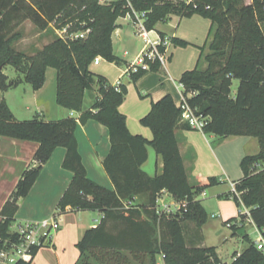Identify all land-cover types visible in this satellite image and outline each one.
<instances>
[{"label":"trees","instance_id":"trees-1","mask_svg":"<svg viewBox=\"0 0 264 264\" xmlns=\"http://www.w3.org/2000/svg\"><path fill=\"white\" fill-rule=\"evenodd\" d=\"M130 3L137 12L146 13L145 26L149 32L171 16L200 15L212 22L210 42L201 48L200 58L209 66L202 69L200 62L194 70L183 74L181 84L191 108L197 115L209 118L205 134L221 139L257 138L259 153L245 156L240 164L243 177L235 182L240 196L230 192L222 198L233 199L240 209L243 206L250 209V218L239 213L224 223L233 236L251 220L264 237V0H252L251 5L244 0H130ZM132 8L124 0L109 4H100L98 0H0L1 90L18 87L23 75L39 91L46 82L47 70L53 68L57 71L59 106L82 112L86 93L93 98L90 109L79 120L67 117L50 122L41 118L19 120L7 102L1 101L0 136L38 142L40 148L35 156L38 165L24 172L12 201L2 212L0 250L6 243L20 242L19 235L12 231L17 202L29 195L54 150L63 147L67 151L63 167L74 174V179L59 203V210L103 215L100 224L87 230L78 243L80 258L76 264H157L158 256H162L165 264H222L215 247H190L187 243L188 225H196L194 232L200 244L201 229L209 219L198 196L221 182L211 177L204 186L194 188L189 184L175 135L181 123V108L170 95L154 102L141 120L144 127L153 131L154 139L134 135L128 129L127 117L119 110L126 100L127 86L122 83L117 89L90 69L97 57L123 65L114 54L112 35L117 21L132 13ZM26 21L41 31L56 22L59 28L70 25V33L90 32L83 39H57L33 57L14 48L22 38L18 28ZM159 35L162 40L166 38L162 32ZM171 43L176 47L189 46L176 37L171 38ZM206 47L213 51L211 55L204 53ZM215 56L220 58L218 69L213 67ZM8 66L17 73L10 82L3 73ZM161 68L159 62H153L149 71ZM147 72L140 69L129 78L137 82ZM233 80L239 82L235 94ZM89 120L109 129L111 150L103 164L113 190L88 179L76 130L79 122ZM184 127L190 128L187 124ZM148 146L163 159V170L155 177L142 170L148 160ZM162 192L180 203L174 214L157 213V200ZM245 239L247 248L241 254L235 253L231 264H264V250H259L248 236ZM41 248H32L17 264H32Z\"/></svg>","mask_w":264,"mask_h":264},{"label":"crops","instance_id":"crops-1","mask_svg":"<svg viewBox=\"0 0 264 264\" xmlns=\"http://www.w3.org/2000/svg\"><path fill=\"white\" fill-rule=\"evenodd\" d=\"M123 20L129 26H132V29L120 28L123 27V24L119 23L118 20V27L112 35L114 54L123 61V65L118 66L101 58L99 65H91L90 69L95 74L107 78L113 85L121 81L127 86L128 94L119 110L127 117L128 129L132 134L142 135L152 141L154 133L150 128L141 124L142 118L151 111L154 102L167 95L172 96L176 105L180 106L184 95L181 78L186 71L194 70L200 62H203L200 61L201 48L206 44L208 46V42H210L212 22L200 15H194L191 18L171 16L165 22L159 23L156 29L151 31L150 37L152 40H156L160 37L159 33L162 32L170 40L166 46L168 62L159 71H148L137 82H133L127 71L145 48V43L138 35V30L133 22L127 17ZM32 28L35 32L37 30V34L34 37L27 36L25 31ZM18 31L22 34V38L14 44L16 50L21 43H28L42 33L30 21L23 23ZM173 37L188 42L189 46L186 48L174 46L171 43ZM116 43L120 44L122 53L116 49ZM208 50V47H206L204 53L206 54ZM20 52L28 55L26 51L21 49ZM6 76L8 82L15 79ZM21 79L22 83L18 87H10L7 91H2L0 88V100L4 99L11 111L12 108L5 99L4 94L22 85L31 87V90L26 91L25 108L31 110L34 107L37 112L35 118H41L48 122L67 117H74L79 120L81 115L90 109L93 103L92 95L86 93L82 112L70 111L59 106L57 104V71L54 82L50 86L46 84V75V82L39 91H35L33 86L25 81L23 75ZM184 125V123H180L175 135L188 182L194 188L208 184L211 177H216L221 182L215 187L206 189L198 196V199L210 215V207H208L207 201L200 198L209 195L217 197V207L220 212L217 215L213 213L212 217H222L224 225L227 220L238 217L242 209L237 207V211L232 213L223 212L222 199L227 201L229 199L222 197L229 194L232 191V184L243 177L242 170H236L235 166H240L245 156L259 153L260 146L257 147V153H251L250 151L252 145L256 141L258 143V140L251 136L221 139L212 134L207 135L204 132L184 127ZM76 138L88 179L113 190L112 181L103 164L111 150L109 129L96 120H89L84 124L79 122ZM253 147L256 148L255 145ZM39 148L40 144L38 142L0 136V222L2 221V212L6 205L12 201V196L24 172L38 165L35 156ZM147 152L148 160L142 166V170L149 176L155 177L161 174L163 170V159L151 146L147 147ZM66 153L65 148H56L50 160L44 165L42 173L29 195L20 198L17 202L16 224L37 222L53 217L57 218L61 224V228L52 235L49 246L42 247L38 251L32 264H76L80 258L78 243L87 230L96 228L100 224L103 217L101 213L93 211L68 209L67 212L63 213L59 210V203L74 179V174L63 167ZM165 195L168 201L173 202L175 200L171 195ZM208 222L209 219L201 229L202 242L199 247H203V229ZM225 227L224 245L234 243L235 238L243 239L241 249L235 251L232 255L233 260L235 259V253L241 254L247 248L246 236L256 244L260 239H264L261 232L251 221H246L243 227L238 230L236 236L232 235L229 226ZM246 228L254 229L256 240L250 233L246 232ZM216 252L222 264H231L224 262L221 252L217 248Z\"/></svg>","mask_w":264,"mask_h":264},{"label":"built area","instance_id":"built-area-1","mask_svg":"<svg viewBox=\"0 0 264 264\" xmlns=\"http://www.w3.org/2000/svg\"><path fill=\"white\" fill-rule=\"evenodd\" d=\"M100 4H106L107 2H114L119 0H98ZM128 2L129 6L132 8L130 0H124ZM189 2L190 0H184ZM134 26L138 30V35L143 39L145 43V48L140 53L139 57L133 64H131L128 69V75L137 73L140 69L149 71L150 63L159 62L162 67H164L168 62V56L166 51V46L169 44L170 40L165 38L162 40L160 37L156 40H152L150 33L145 26L146 13L137 12L132 8V13L127 15ZM70 25L63 28H56L57 34L61 39H78L86 38L89 34L87 31H78L76 33L69 32ZM161 47L165 48V51L161 50ZM101 62V57H97L92 65H99ZM122 84L121 81L116 83L114 86L118 89ZM183 87V86H182ZM182 110L181 123L189 125L191 129L204 132V127L208 124L209 118L197 115L195 110L191 108L188 104L187 98L183 95L182 102L179 106ZM233 194L240 196L236 191V184H232ZM167 192H162L157 200V213L159 215H170L174 214L180 209V203L174 200L173 202L168 201L166 198ZM241 213L250 218V209L243 206ZM251 221V220H250ZM252 222V221H251ZM14 226V225H13ZM61 228V224L57 218H49L37 222H26L17 224V229L12 231L17 233L20 237L19 243L7 244L0 250V264H17L20 260H23L27 254H30L32 248L34 247H45L49 246L51 237ZM257 247L259 250H264V239H260L257 242ZM163 259V258H162ZM160 264H165L163 261Z\"/></svg>","mask_w":264,"mask_h":264},{"label":"rangeland","instance_id":"rangeland-1","mask_svg":"<svg viewBox=\"0 0 264 264\" xmlns=\"http://www.w3.org/2000/svg\"><path fill=\"white\" fill-rule=\"evenodd\" d=\"M246 5H251L252 4V0H244ZM111 2H107L106 4H109ZM73 8V7H71ZM119 23L123 24V29H132V26H129V24H126V21L123 20V18L119 19ZM59 25L56 24V22L50 24L48 26V28L45 31H41V35L38 37H35L34 40H31L28 43H21L19 45V48L23 51H26L28 53L29 56H37V54L39 52L42 51V49L52 43L53 41H56L57 39H61V37L59 36V34H57L56 32V28ZM74 32V31H73ZM77 32V31H76ZM74 32V33H76ZM25 34L27 36L30 37H34L37 34V30L36 32L34 31V29H30V30H26ZM68 40V39H65ZM138 40V39H136ZM213 40V38H212ZM139 42V40L137 41ZM138 44V43H137ZM17 48L18 51H20V49ZM116 49H118V51L120 53H122V48L120 46L119 43H116ZM213 51L208 50V52L206 53V55H211ZM213 62H215L216 64L213 65L214 69H218L220 67L219 62H220V58L215 56L213 57ZM209 66L208 62H206L205 60L202 62L201 68L202 69H206ZM5 74L8 75L10 77V79L16 78L17 73L15 71V69L12 66H8L5 69ZM22 76V75H21ZM20 76V77H21ZM56 77V70L53 68H49L47 70V86H50L53 82L54 79ZM238 81L237 80H233V86H232V92L233 94L236 93L237 87H238ZM31 90V87L29 85H22L19 88L16 89H12L9 90L8 92H6L4 94L5 99L9 102L12 111L14 113V115L19 119V120H31L34 119L35 116H37V112L35 110V108L33 107L31 110H28L25 108V103H24V99L26 98V91ZM28 94V93H27ZM2 99L0 100L1 103ZM256 146V148H254L253 146ZM254 145H252V148L250 149L251 153H257L258 149L257 147L259 146V144L254 143ZM236 170H241L239 165L235 166ZM213 194V193H212ZM200 199L206 200L207 201V205L208 207H210V215H209V222L208 224L204 227L203 229V234H204V242L202 244L203 247H216L217 250H219L221 252L222 255V259L224 260V262L227 263H231L233 258L232 255L235 251L241 249L242 244H243V239H239V238H235L234 243L230 244V245H224L223 241H224V235L226 234V227L223 225L222 221V217L217 216L216 218L212 217V214H218L220 212V209L217 207V197H215L214 195H209V196H205V197H201ZM204 202V201H203ZM222 206L224 208V211H228V212H234L237 211V205L235 203V201L233 199H229L228 201L225 199H222ZM223 212H221L223 214ZM188 231L186 233V239H187V243L188 246L192 247V246H199L200 244H198L197 240H196V235H195V230H196V225L195 224H189L188 225ZM17 229V224L15 223L13 226V230ZM246 232L250 233L253 238L256 240V236L254 234V229L253 228H246ZM160 234H158L157 236V243H160ZM163 261L162 256H158L157 257V264H160ZM133 264H137V263H133ZM150 264V263H149Z\"/></svg>","mask_w":264,"mask_h":264},{"label":"water","instance_id":"water-1","mask_svg":"<svg viewBox=\"0 0 264 264\" xmlns=\"http://www.w3.org/2000/svg\"><path fill=\"white\" fill-rule=\"evenodd\" d=\"M3 70V68H0V72Z\"/></svg>","mask_w":264,"mask_h":264}]
</instances>
